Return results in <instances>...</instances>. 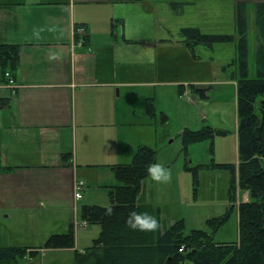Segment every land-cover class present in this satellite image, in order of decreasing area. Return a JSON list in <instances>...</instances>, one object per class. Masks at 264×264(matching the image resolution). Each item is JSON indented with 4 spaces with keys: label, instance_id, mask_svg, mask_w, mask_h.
Returning a JSON list of instances; mask_svg holds the SVG:
<instances>
[{
    "label": "rangeland",
    "instance_id": "1",
    "mask_svg": "<svg viewBox=\"0 0 264 264\" xmlns=\"http://www.w3.org/2000/svg\"><path fill=\"white\" fill-rule=\"evenodd\" d=\"M142 9L144 14L138 16L137 23L129 16L127 21L123 19V24L117 21L121 18L110 23L111 30L113 23L118 24L121 37V27L125 25L129 37L142 38L128 48L121 43L112 48L114 82L119 79L125 82L120 90L116 87V93L127 95L122 104L127 110L124 120L128 124L117 127L114 123L111 129L123 133L119 163H131L138 149L147 146L157 151V162L171 170L168 182H158L149 176L140 194V203L160 209L162 231L183 221L187 234L203 230L216 242H237L238 206L250 199V194L241 191L237 184V201H230L231 171L217 166L222 162L239 166L237 81L233 79L235 68L228 65L237 57L236 0H145ZM102 18L101 14L96 21ZM182 28H198L210 35H234L236 41L217 43L212 49L198 45L193 52L182 42ZM256 33L255 8L250 3L249 64L253 70ZM148 104L154 113L149 117L145 114ZM205 126L220 133L213 139L186 146L184 131H198ZM188 168L197 170V175ZM88 173L91 177L87 179L84 200L75 207L7 211L0 215V247H39L51 235L63 234L71 228L78 250L95 246L101 227L82 226L81 208L108 207L112 203L109 188L120 185V180L115 171L104 166ZM228 209H231L229 219L217 223L216 219ZM42 251L36 258L19 264H74L73 250Z\"/></svg>",
    "mask_w": 264,
    "mask_h": 264
},
{
    "label": "crops",
    "instance_id": "2",
    "mask_svg": "<svg viewBox=\"0 0 264 264\" xmlns=\"http://www.w3.org/2000/svg\"><path fill=\"white\" fill-rule=\"evenodd\" d=\"M143 4L0 0V43L20 47L18 68L7 71L16 83L8 84L0 69V215L75 207L84 200L88 171L123 164V133L111 129L128 124L127 95L116 93L125 82H114L112 48L142 38L129 37L125 25L122 37L117 26L114 35L110 23L128 16L137 23ZM76 26L85 28L86 41L78 40Z\"/></svg>",
    "mask_w": 264,
    "mask_h": 264
},
{
    "label": "trees",
    "instance_id": "3",
    "mask_svg": "<svg viewBox=\"0 0 264 264\" xmlns=\"http://www.w3.org/2000/svg\"><path fill=\"white\" fill-rule=\"evenodd\" d=\"M145 0H114V3H141ZM254 3L256 25L255 68L249 64L248 5ZM235 19L238 39L237 57L229 66L235 71L237 81V104L240 126L238 130L239 166L222 163L220 169L231 171L230 201L235 198L237 184L241 191L249 192V201L239 204V240L233 243L216 242L207 231L193 230L186 233L183 221H177L169 229H161V211L152 205L140 203V194L145 180L150 176L147 167L157 162V151L141 146L129 164H114L120 185L109 188L111 214L101 206L83 205L81 220L88 226L100 225L101 233L95 246L86 250L76 249V235L73 228L63 234L51 235L42 246L0 247V264H19L36 258L40 250H73L74 264H264V0H236ZM123 24V19L117 20ZM117 23H113L115 35ZM78 40H85V28L76 26ZM182 42L193 52L198 45L209 46L217 43H233L234 35H210L198 28H182ZM86 41V40H85ZM20 62V47L0 43V69L2 74L16 70ZM145 114L154 115L151 106ZM220 133L209 126L201 130L184 131L186 146ZM68 158L64 160L67 162ZM189 169V168H188ZM195 175L197 170L189 169ZM235 205H233L234 207ZM147 211L156 216L159 227L143 231L131 229L125 223L131 210ZM233 210V209H232ZM226 210L216 222L222 224L230 217ZM73 227V224H71Z\"/></svg>",
    "mask_w": 264,
    "mask_h": 264
},
{
    "label": "clouds",
    "instance_id": "4",
    "mask_svg": "<svg viewBox=\"0 0 264 264\" xmlns=\"http://www.w3.org/2000/svg\"><path fill=\"white\" fill-rule=\"evenodd\" d=\"M39 33H37L38 35ZM148 174L153 180L158 182H168L171 179V170L160 162H152L147 167ZM80 183H85L84 178L80 179ZM43 203V201H41ZM112 208H107V213L111 214ZM125 223L131 229H139L143 231L156 230L159 227V221L156 216L147 211L131 210L126 217Z\"/></svg>",
    "mask_w": 264,
    "mask_h": 264
},
{
    "label": "built area",
    "instance_id": "5",
    "mask_svg": "<svg viewBox=\"0 0 264 264\" xmlns=\"http://www.w3.org/2000/svg\"><path fill=\"white\" fill-rule=\"evenodd\" d=\"M82 40H83V38H82ZM6 77H7V79H8V84H12V83H14V80L12 79V78H10V75H9V73L7 72L6 73ZM10 82V83H9ZM83 187H84V183L83 184H81V183H78L77 185H76V198L77 199H81L82 198V196H83V194H82V190H83ZM86 224V223H85Z\"/></svg>",
    "mask_w": 264,
    "mask_h": 264
}]
</instances>
